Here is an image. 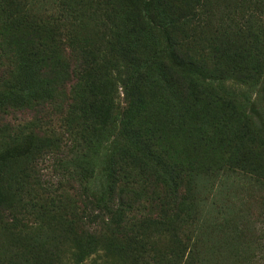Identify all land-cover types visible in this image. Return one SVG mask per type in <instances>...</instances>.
<instances>
[{
    "label": "trees",
    "instance_id": "16d2710c",
    "mask_svg": "<svg viewBox=\"0 0 264 264\" xmlns=\"http://www.w3.org/2000/svg\"><path fill=\"white\" fill-rule=\"evenodd\" d=\"M233 178L264 192V0H0V264H210Z\"/></svg>",
    "mask_w": 264,
    "mask_h": 264
},
{
    "label": "rangeland",
    "instance_id": "374dc122",
    "mask_svg": "<svg viewBox=\"0 0 264 264\" xmlns=\"http://www.w3.org/2000/svg\"><path fill=\"white\" fill-rule=\"evenodd\" d=\"M56 104H49L47 109L39 112L15 113L10 118L12 123H21L33 118H41V122L46 127L54 129H62L63 113H66V106L69 101L68 93H63L57 99ZM52 180L55 182L56 178L60 176L52 173ZM233 178L232 183L226 188L225 198L217 200L220 203H225L231 207V214L229 215L237 220L239 229L229 230L225 224V218L219 210L217 204L214 216V226L208 230V242L215 245L214 248L209 249L207 253L211 256L210 264H264V192L257 189H245L239 184H236ZM78 187V184H76ZM71 187V186H70ZM141 192L144 191L143 210L140 212L143 215H153L156 212V207L151 198L160 195L159 187L142 183L136 185ZM76 193V189H71ZM231 190V192H230ZM147 191L150 195L147 197ZM153 196V197H151ZM225 205V206H227ZM138 212L134 213L137 216ZM228 229V231H227ZM228 234V237H227Z\"/></svg>",
    "mask_w": 264,
    "mask_h": 264
}]
</instances>
